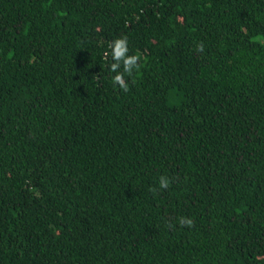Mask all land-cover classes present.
Listing matches in <instances>:
<instances>
[{
    "label": "trees",
    "instance_id": "16d2710c",
    "mask_svg": "<svg viewBox=\"0 0 264 264\" xmlns=\"http://www.w3.org/2000/svg\"><path fill=\"white\" fill-rule=\"evenodd\" d=\"M0 264H264V0H0Z\"/></svg>",
    "mask_w": 264,
    "mask_h": 264
},
{
    "label": "clouds",
    "instance_id": "9594fccd",
    "mask_svg": "<svg viewBox=\"0 0 264 264\" xmlns=\"http://www.w3.org/2000/svg\"><path fill=\"white\" fill-rule=\"evenodd\" d=\"M128 41L127 37L116 38L108 44L109 51L105 53V57L110 56L113 61L109 67L112 73L115 75L112 77L114 84L118 85L120 89L127 92L129 85L124 78V74L131 75L134 69L139 68L138 61L140 57L138 55L128 54ZM198 50L203 51V45H198ZM123 69L121 72L120 69ZM159 187L167 189L169 187V180L166 177L161 176L159 178ZM180 225L191 227L193 221L187 217H181L179 220Z\"/></svg>",
    "mask_w": 264,
    "mask_h": 264
}]
</instances>
